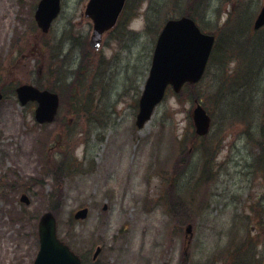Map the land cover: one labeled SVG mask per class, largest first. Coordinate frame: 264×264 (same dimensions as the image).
Here are the masks:
<instances>
[{"label": "rangeland", "instance_id": "374dc122", "mask_svg": "<svg viewBox=\"0 0 264 264\" xmlns=\"http://www.w3.org/2000/svg\"><path fill=\"white\" fill-rule=\"evenodd\" d=\"M38 1L0 0V13L6 5L5 19L10 23L7 36L2 38L0 86L12 89L22 82H39L43 86L62 88L64 100L57 121L43 126L35 124L32 106H21L12 90L0 102V180L10 186L18 184L4 187V195H0V218L5 217L13 223L10 233L24 228L25 219L29 221L26 228H33V233L23 243L18 236L0 234V262L10 261L22 248L27 251L28 264L34 263L39 250L35 225L48 207L53 208L57 219L59 217L61 238L65 242H75L79 252L89 260L96 247L103 246L98 258L100 264L105 261L111 264H181L184 261L183 224L187 220L195 226L187 264H234L226 258L234 247H243L245 254L250 253V247L256 248L255 259L249 264H264V175L255 172L256 165H264V146L257 139L251 140L252 130L256 135L264 133V107L255 111L253 102L263 98V89L261 84L251 80L254 78L251 73L242 72L241 61L233 60L235 56L224 51L226 46L237 41L244 43L235 30L246 29L251 20L253 24L264 0H205L192 8L193 14L196 10L200 12L199 20L204 30L222 31L220 44L225 45L221 54L218 53L223 55L222 59L211 60L209 72L197 86L200 98L207 102L211 111L213 108L219 113L213 117L215 123L207 140L202 142L210 147L206 155L198 151L201 149L198 144L189 154L194 131V101L188 92L182 98L176 97L181 104L179 110L185 114L183 131H178L177 109L170 105L171 98L175 97L172 92L142 130L135 124L137 104L149 73L159 26L165 14L170 17L189 10L191 0H128L122 19L128 21L126 28L135 33L119 27L104 37L98 54L87 46L84 61L70 78L67 71L78 64L81 56L79 38L87 43L93 29L91 20L84 16L88 0H62V12L49 38H43L33 23ZM233 8L238 14L244 9L236 16ZM235 16L232 26L226 27ZM133 22L138 26L133 27ZM246 33V30L242 32ZM252 35L251 40L257 43L258 36ZM60 37H64L63 43L51 48L49 58L45 59L42 55L47 53L40 52L39 43L47 44ZM257 44L262 51L253 46L242 52L253 67L264 58V40ZM246 45L250 47L253 43ZM61 46L65 50L53 57ZM73 48L74 60L68 64V70L62 65L65 70L61 73L60 84L58 62ZM1 50L0 44V54ZM98 60L102 65L96 68ZM44 64L41 77L40 68ZM261 65L263 72L264 60ZM97 77L113 84L111 92L105 93L106 83H100L99 78L98 91L84 97L93 91L96 86L93 81ZM77 80L78 85L71 87ZM67 82L71 83L67 85ZM80 85L79 103L78 99H73L72 92H78ZM222 88L225 91L232 88V91L223 92ZM102 92L104 94L99 95ZM69 99L75 106L79 103L78 107ZM221 101L225 103L220 111L217 105ZM223 114L227 118L241 117L244 121H232ZM167 131H171L170 144L164 141ZM237 131L241 132L240 138ZM163 146L167 151L161 154ZM23 148H35L34 161H26ZM52 156L62 160L64 165L57 169L50 164ZM205 157L207 159L202 161ZM158 158L164 163H171L175 158V165L169 170L160 169L159 163L153 164ZM77 159L83 161L79 169H76ZM57 171L64 180L62 194L56 184ZM169 173H176L179 191L186 188L187 192L190 182L211 183L207 203L200 208H195L198 203L193 206L200 187L194 184L190 186L195 196L187 195L186 206L176 205L180 212L169 207L173 194L178 192L166 183ZM58 180L61 183L60 177ZM22 192L29 194V205L19 201ZM83 206L90 208L88 218L71 220ZM165 207L171 214L163 209ZM228 210L232 213L226 212ZM15 218L18 221H14ZM253 227H257V231ZM243 260L248 261L249 256L245 255ZM85 264L91 263L85 261Z\"/></svg>", "mask_w": 264, "mask_h": 264}, {"label": "water", "instance_id": "95a60500", "mask_svg": "<svg viewBox=\"0 0 264 264\" xmlns=\"http://www.w3.org/2000/svg\"><path fill=\"white\" fill-rule=\"evenodd\" d=\"M125 0H91L87 14L96 22L92 43L97 45L105 29L112 27L123 8ZM60 10V0H42L37 11L39 24L45 31ZM264 24V7L256 21V28ZM214 37L203 34L194 20L183 17L180 20H170L162 32L154 57L151 76L141 100V112L138 116L140 126L148 120L155 105L163 98L165 88L169 83L179 91L186 81H198L209 58ZM23 104L29 100H38L39 106L36 118L40 122L52 121L59 105V97L47 90L24 84L18 89ZM2 94L0 93V99ZM194 122L199 134H205L210 126V117L202 106L194 110ZM23 200L27 198L23 196ZM87 209L80 210L77 218H84ZM191 231V227L188 229ZM41 251L36 264H79V259L61 243L56 236V221L52 214L42 217L40 224ZM99 252V250H98ZM97 252V253H98Z\"/></svg>", "mask_w": 264, "mask_h": 264}, {"label": "bare ground", "instance_id": "6f19581e", "mask_svg": "<svg viewBox=\"0 0 264 264\" xmlns=\"http://www.w3.org/2000/svg\"><path fill=\"white\" fill-rule=\"evenodd\" d=\"M6 12H7V10H6V5H5L2 8V11L0 13V44L2 45V50H1L0 56L3 55V53H4V43L2 41V38L7 36V29H8L9 24H10V23H8V20L5 19ZM235 32H237L238 39L243 40L244 43L237 41L235 44L232 45V47L245 48L247 46L246 45L247 44L246 35L242 34L241 31H235ZM258 50L262 51L261 48H258ZM240 134H241V132L237 131V136L239 138H240ZM34 149L35 148H23V153L25 155L26 161H34L35 160ZM161 150L162 151H160V153L162 154L165 151H167V147L163 146ZM26 161H23V162L25 163ZM207 190H208L207 187H203L201 190L202 194L203 195L206 194ZM226 212H228L230 214L232 213L230 210H228ZM23 217H28V216L24 215ZM28 223H29V221L27 219H25V221L22 223V226L24 228H20V230L18 229L14 233H10L9 231L14 226L13 223L7 221V219L5 217L0 218V234L6 235L7 233H9L10 236H18L21 243H23L28 238V235L33 233L32 232L33 228H26ZM29 245L32 246V243L29 242ZM221 246H222V243H221ZM28 263H29V258H27V251H26V249H22V248L17 250L14 253V255L11 257L10 261L1 260V262H0V264H28ZM105 264H109V262L105 261Z\"/></svg>", "mask_w": 264, "mask_h": 264}, {"label": "clouds", "instance_id": "9594fccd", "mask_svg": "<svg viewBox=\"0 0 264 264\" xmlns=\"http://www.w3.org/2000/svg\"><path fill=\"white\" fill-rule=\"evenodd\" d=\"M133 27H137L138 24L136 22H133ZM170 105L173 109H177L175 113V121L177 124L178 131H183L184 125H185V120H184V112L180 111L179 109L181 108L180 101L176 98L173 97L170 100Z\"/></svg>", "mask_w": 264, "mask_h": 264}, {"label": "trees", "instance_id": "16d2710c", "mask_svg": "<svg viewBox=\"0 0 264 264\" xmlns=\"http://www.w3.org/2000/svg\"><path fill=\"white\" fill-rule=\"evenodd\" d=\"M63 164V163H62ZM61 163H59V164H55V167L57 168V169H59V166L60 165H62ZM57 173L60 175V173L57 171Z\"/></svg>", "mask_w": 264, "mask_h": 264}]
</instances>
